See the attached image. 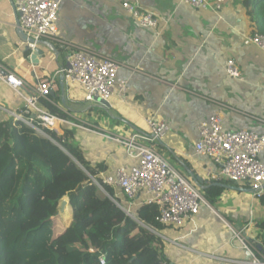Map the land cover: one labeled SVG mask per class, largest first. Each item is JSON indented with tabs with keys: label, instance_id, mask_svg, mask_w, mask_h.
I'll list each match as a JSON object with an SVG mask.
<instances>
[{
	"label": "crops",
	"instance_id": "1",
	"mask_svg": "<svg viewBox=\"0 0 264 264\" xmlns=\"http://www.w3.org/2000/svg\"><path fill=\"white\" fill-rule=\"evenodd\" d=\"M122 1L157 13L163 19L159 28L136 24ZM246 9L245 0H226L218 12L196 9L181 0H62L58 28L66 46L42 39L53 43L56 51L41 45L43 57L34 64L31 51L25 56L27 43L17 33L14 1L0 0V62L27 83L14 90L0 77V122L14 113L26 118L25 95L35 91L39 79L48 78L54 81L50 100L77 124L63 123L60 132L73 131L86 158L94 164L103 162L106 173L135 161L100 129L127 133L147 127L146 118L157 115L169 125L158 151L196 186L200 187L197 177L215 182L208 171L217 166L195 150L202 121L218 113L226 130L264 134V51L244 42L256 29ZM76 47L117 61L118 80L129 82V92L103 106L85 101L66 84L63 91L61 75L56 73ZM228 59H234L241 78L227 73ZM261 159L264 162V152ZM141 200L143 196L137 204ZM64 201L61 221L67 227L72 208ZM260 217L252 192L227 189L215 204H202L188 225L162 228L160 235L171 264H250L251 255L240 237L258 244L255 223ZM235 229L241 231L237 238Z\"/></svg>",
	"mask_w": 264,
	"mask_h": 264
},
{
	"label": "built area",
	"instance_id": "2",
	"mask_svg": "<svg viewBox=\"0 0 264 264\" xmlns=\"http://www.w3.org/2000/svg\"><path fill=\"white\" fill-rule=\"evenodd\" d=\"M13 1L19 13L20 25L29 37L35 40H56L62 46H66V42L59 36L58 28L62 0ZM181 2L196 9L218 12L226 0ZM122 6L136 24L142 27L158 29L163 20L154 11L144 10L137 3L122 1ZM244 42L264 51L263 33L254 32L245 37ZM29 46L34 49L35 44L31 43ZM67 60V65L56 74L64 76V83L68 88L81 90L85 101H96V98H101L109 102L115 96H125L130 90L127 80H118L120 64L110 57L98 55L86 47H76L71 50ZM226 71L231 77L241 78L234 59L227 60ZM0 77L14 90H20L27 84L15 71L5 67L1 62ZM53 82L48 78L38 80L35 91L25 95L24 113L31 115L42 127L62 133L60 128L63 123L77 124L50 113L40 104L42 98L50 100ZM13 118L22 120L38 133H43L32 120L16 113L13 114ZM146 125L145 128L118 135L101 128L102 131L99 132L106 138L117 141L135 162L131 166L117 168L113 174L104 171L91 178L99 190H103L105 196L128 216L161 237L160 229L150 227L138 219L135 212L137 206L144 203L158 204L159 214L156 218L158 223L164 225V228L180 229L198 215L201 205L207 203V200L202 189L193 184L158 151V144L169 132L166 121L157 115H151L146 118ZM86 126V129H93ZM95 130L98 133V130ZM195 150L217 166L215 171L209 169L210 180L227 179L234 181L238 186L249 185L255 197L261 196L264 192V162L261 159L264 152V134L250 129L226 130L222 117L215 113L199 125V140ZM106 186L112 189L111 193ZM141 196L143 200L137 204ZM240 233L241 231L234 230V237L237 238ZM240 239L244 249L251 255L249 263L264 264V253L257 242L243 237ZM99 260L100 264H106L103 253L99 255Z\"/></svg>",
	"mask_w": 264,
	"mask_h": 264
},
{
	"label": "trees",
	"instance_id": "3",
	"mask_svg": "<svg viewBox=\"0 0 264 264\" xmlns=\"http://www.w3.org/2000/svg\"><path fill=\"white\" fill-rule=\"evenodd\" d=\"M245 5L256 24L255 32L264 34V0H245ZM40 101L50 113L68 118L51 100ZM97 111L103 112L101 108ZM22 114L43 133L22 120L0 122V256L5 264H100L101 253L106 264H171L162 237L128 216L108 196L100 195L91 177L107 167L86 158L73 131L58 133ZM219 182L237 185L227 179ZM225 192V187L215 184L202 188L211 204ZM45 200L49 205L46 215L25 229L21 242L12 249L15 226L30 221ZM63 200L72 206L67 227L61 221ZM256 200L261 213L255 223L260 231L258 246L264 253V192ZM135 212L144 224L164 228L156 219L158 204H140Z\"/></svg>",
	"mask_w": 264,
	"mask_h": 264
},
{
	"label": "water",
	"instance_id": "4",
	"mask_svg": "<svg viewBox=\"0 0 264 264\" xmlns=\"http://www.w3.org/2000/svg\"><path fill=\"white\" fill-rule=\"evenodd\" d=\"M16 10V9H15ZM16 24H17V33L19 34V37L25 42L27 43V50L31 51V55H30V60L34 63V64H38L40 62V59L43 57V51L40 48L41 45H48L52 50L56 51V47L54 46L53 43H49L46 42L44 40H35L32 37H29L27 35V33L23 30V28L20 25V20H19V13L16 11ZM35 44L34 49L31 48L29 46V44ZM64 76L61 75V86H62V90L64 91ZM96 101H98L100 104H102L103 106H108L109 102L105 101L104 99L101 98H96ZM196 183L203 188V184L207 183V184H215V185H219V186H223L226 189L229 190H235V191H241V192H252L253 190L251 188H245L244 186H238V185H233V184H227V183H223V182H219V181H215V182H210V181H204L201 177H197L196 178ZM66 203V201H63V205ZM64 209V206L62 208V210Z\"/></svg>",
	"mask_w": 264,
	"mask_h": 264
},
{
	"label": "rangeland",
	"instance_id": "5",
	"mask_svg": "<svg viewBox=\"0 0 264 264\" xmlns=\"http://www.w3.org/2000/svg\"><path fill=\"white\" fill-rule=\"evenodd\" d=\"M77 92L80 93V95H82L81 90H78ZM100 195L101 196L105 195L103 190H100ZM45 201H46L45 204H43L42 202L39 204V206L35 212V215L31 218L30 221L23 222V223L17 224L15 226V231H14V234L12 235V238H11L12 249L15 248L21 242V240L24 236L25 229H27L28 227H31V226H35L46 215L49 205H48V200H45ZM63 201L61 203L62 207L64 206ZM69 206H70V208H72L70 204H69ZM62 207H61V214L62 213L64 214L65 210L62 211ZM228 225H230V224H228ZM230 226H232V225H230ZM236 231H240V230H236ZM231 232H232V227H231ZM232 234H233V232H232ZM0 264H5V261L3 260V255L0 256Z\"/></svg>",
	"mask_w": 264,
	"mask_h": 264
}]
</instances>
